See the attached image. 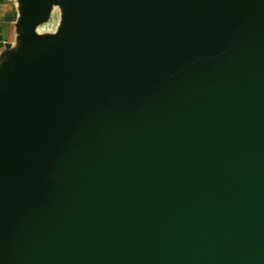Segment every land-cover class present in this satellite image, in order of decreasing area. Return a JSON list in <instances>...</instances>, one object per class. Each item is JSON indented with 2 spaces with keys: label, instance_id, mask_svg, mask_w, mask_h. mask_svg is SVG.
<instances>
[{
  "label": "water",
  "instance_id": "obj_1",
  "mask_svg": "<svg viewBox=\"0 0 264 264\" xmlns=\"http://www.w3.org/2000/svg\"><path fill=\"white\" fill-rule=\"evenodd\" d=\"M15 1L0 264H264V0Z\"/></svg>",
  "mask_w": 264,
  "mask_h": 264
},
{
  "label": "rangeland",
  "instance_id": "obj_2",
  "mask_svg": "<svg viewBox=\"0 0 264 264\" xmlns=\"http://www.w3.org/2000/svg\"><path fill=\"white\" fill-rule=\"evenodd\" d=\"M10 6H11V18L9 21V33L7 36H5L2 41H0V52L5 50V46H13L15 42V22L17 19V4L15 0H5ZM60 21V16L58 13V10L55 9L54 14L51 16L50 20L44 25V26H39L38 31L40 32H49L53 33L56 31V28L59 24Z\"/></svg>",
  "mask_w": 264,
  "mask_h": 264
},
{
  "label": "crops",
  "instance_id": "obj_3",
  "mask_svg": "<svg viewBox=\"0 0 264 264\" xmlns=\"http://www.w3.org/2000/svg\"><path fill=\"white\" fill-rule=\"evenodd\" d=\"M11 18V6L5 1L0 0V41L8 35L9 21Z\"/></svg>",
  "mask_w": 264,
  "mask_h": 264
}]
</instances>
